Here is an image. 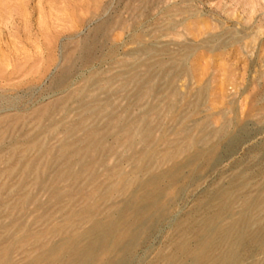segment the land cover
<instances>
[{
    "label": "rangeland",
    "instance_id": "obj_1",
    "mask_svg": "<svg viewBox=\"0 0 264 264\" xmlns=\"http://www.w3.org/2000/svg\"><path fill=\"white\" fill-rule=\"evenodd\" d=\"M84 258L264 264V0H0V264Z\"/></svg>",
    "mask_w": 264,
    "mask_h": 264
},
{
    "label": "bare ground",
    "instance_id": "obj_2",
    "mask_svg": "<svg viewBox=\"0 0 264 264\" xmlns=\"http://www.w3.org/2000/svg\"><path fill=\"white\" fill-rule=\"evenodd\" d=\"M127 132H128V131H127ZM92 133H93V132H92ZM90 136H91V135H90ZM94 138H95V137H94ZM94 138H93V141H94ZM89 139H90V138H89ZM91 143H92V142H91ZM98 143H99V142H98ZM177 149H178V148H177ZM177 149H176V150H177ZM82 150H83V149H82ZM166 156H167V155H166ZM172 156H174V155H172ZM163 157H164V156H163ZM165 158H166V157H165ZM165 158H164V159H165ZM172 158H173V157H172ZM174 176H175V175H174ZM154 178H155V177H154ZM160 187H161V186H160ZM155 190H156V189H155ZM224 194H225V193H224ZM226 195H227V194H226ZM147 196H148V195H147ZM221 196H222V195H221ZM223 196H224V195H223ZM229 197H230V196H229ZM222 198H223V197H222ZM221 200H222V199H221ZM226 200H227V199H226ZM222 202H223V201H222ZM244 205H245V204H244ZM248 207H250V205H248ZM91 208H92V207H91ZM142 211H143V210H142ZM219 212H220V211H219ZM215 213H216V212H214V214H215ZM214 214H213V215H214ZM217 215H218V214H217ZM138 216H140V215H138ZM215 216H216V214H215ZM209 217H210V216H209ZM209 217H208V218H209ZM212 218H216V217H212ZM212 218H211V220H213ZM243 218H244V217H243ZM244 219H245V218H244ZM237 220L239 221V220H241V219H237ZM234 221L237 223L236 220H234ZM241 223H242V222H241ZM229 224H231V223H229ZM120 226H121V225H120ZM228 226H229V225H228ZM240 226H241V225H240ZM229 227H230V228H229ZM229 227H228V228L231 229L232 226H229ZM241 227H242V226H241ZM226 229H227V228H225V230H226ZM229 229H228V230H229ZM223 230H224V229H223ZM123 231H124V230H123ZM94 232H96V230H90L89 234L91 235V234L94 233ZM222 232L225 234V233H227L228 231H227V232L222 231ZM241 232H242V231H241ZM83 233H84V232H83ZM112 233H113V232H112ZM223 233H222V234H223ZM106 235H107V234H106ZM117 236H118V235H117ZM221 236H222V235H221ZM239 236H240V235H239ZM87 237H88V236H87ZM93 237H94V236H93ZM95 237H96V236H95ZM226 237H227V236H226ZM80 239H81V238H80ZM120 239H121V238H120ZM35 240H36V239H35ZM116 240H117V239H116ZM236 240H239V239H236ZM32 241H33V239H32ZM38 241H39V240H38ZM38 241H36V242H38ZM122 241H123V240H122ZM214 241H215V240H214ZM26 243H27V242H26ZM238 243H239V242H238ZM20 244H22V243H20ZM216 244H217V243H216ZM182 246H183V245H182ZM182 246H181V247H182ZM55 247H56V246H55ZM181 247H180V248H181ZM212 247H213V246H212ZM234 247H235V246H234ZM68 248H69V247H68ZM91 248H92V245H87L86 247L81 248V249L79 250V252L82 253V254L84 255V254H86V253H90V252H91ZM214 248H216V247H214ZM204 250H205V249H204ZM79 252H78V253H79ZM231 252H232V251H231ZM64 253H65V252H64ZM225 253H226V252H225ZM227 253H228V252H227ZM182 254H183V253H182ZM46 255H47V254H46ZM83 255H80V257H82ZM94 256H95V255H94ZM173 256H174V255H173ZM232 256H233V255H232ZM232 256H231V257H232ZM80 257H79V258H80ZM231 257H230V258H231ZM100 258H101V257H100ZM108 258H109V257H108ZM166 259H167V258H166ZM62 260H63V259H62ZM233 260H234V259H233ZM87 261H88V258H84V259H82L81 263H78V264H84V263H87ZM211 261H212V260H211ZM198 262H200V261H198ZM215 262H216V261H215ZM215 262H214V263H215ZM217 262H218V260H217ZM220 262H221V261H220ZM66 263H67V262H66ZM107 264H108V263H107ZM202 264H203V263H202Z\"/></svg>",
    "mask_w": 264,
    "mask_h": 264
}]
</instances>
